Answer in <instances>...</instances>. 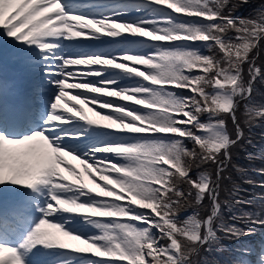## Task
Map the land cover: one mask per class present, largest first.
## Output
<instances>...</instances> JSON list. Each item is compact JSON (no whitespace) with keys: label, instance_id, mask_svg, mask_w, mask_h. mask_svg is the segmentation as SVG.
<instances>
[{"label":"snow or ice","instance_id":"snow-or-ice-1","mask_svg":"<svg viewBox=\"0 0 264 264\" xmlns=\"http://www.w3.org/2000/svg\"><path fill=\"white\" fill-rule=\"evenodd\" d=\"M240 2L247 3V0H240ZM155 3L167 6L166 0H155ZM201 5L203 6V15L199 17H206L209 21L219 19L220 22L208 24L207 26L194 23H179V25L204 31V36L207 38L194 41H213L211 48L222 49L221 56H225V50L227 49H240L243 47L245 52L239 57L225 56V59L221 62L215 60L212 56H203L197 51L188 50L197 58L203 57L216 67L209 72L200 69L185 72L186 79L183 82L187 86L184 88L190 89L193 95L190 97H179V102L185 105L183 112L170 117L173 121H179V123L171 125L178 132L169 134H175L181 138H192L196 148L201 149L199 157L201 161L210 160L211 162H217L218 153L224 145L217 152H209L207 150L209 141L197 137L191 131V127L188 126H198L202 129L204 125L199 124V114L204 111L210 113L218 111L216 105L220 100L230 103L228 112H234L235 108L232 97L236 95H240L241 97L250 96L251 81L245 87L241 79V65L246 61L250 63L249 53L257 46L260 37L264 36V8L257 13L255 18L249 19L233 18L230 14L225 16L224 8L228 5V0H201ZM167 9L171 8L167 6ZM197 10H201L200 6H198ZM162 22L177 24V22H174L170 18H165ZM143 23L145 22H117L107 17L104 19H92L81 15H69L64 12L60 0H0V28H4L7 35L15 37L19 41L27 42L30 45H37L41 50H50L53 45L48 42L47 38L57 35L67 34L69 37L79 38L102 34L106 31L105 25L110 28H119L121 34H123L129 33L124 28V25L144 28L142 26ZM147 23L153 24L155 22ZM216 32L220 33L219 36L214 35ZM229 32H234L235 36L230 37L228 35ZM47 58L45 57V59ZM55 59L57 58L53 57V60ZM59 59L62 61L61 64L49 69V71L59 74L60 79L56 83L60 90L51 104L52 112L47 118V127L15 138L0 133V184L11 183L28 188H35L38 184L50 185L52 187L51 200L54 202V205H48L44 210L45 216L51 215L58 210H64L69 213L91 214L93 208L117 206L121 208V211L104 213L100 216L92 217L131 216L133 219L129 221L115 220L108 222L96 220L95 225L101 230V234L96 237L82 238L80 235L71 234L69 231L63 230L60 225L43 218L27 235L20 247L31 251L37 245L46 247L57 246L62 249L74 250L77 253L92 254L98 258L96 261H89L88 264H122L124 261H127V264H177V260H179L180 264H184L196 252L199 242L203 239L197 235V230L202 229L205 224L211 223L212 220L203 221L192 217L179 227L177 226L180 222L175 218L179 211L175 209L184 197L186 195L191 196L192 192L185 193L180 186H176L173 183V180L179 177L180 180L188 184L190 189H194L195 199L198 203L205 194H212L214 192L215 182L207 180V178L193 180L189 176L191 169L184 168L183 165L186 154L192 150H185L182 142L175 140L171 143L156 142V145L161 154L165 155L169 160L178 161L179 165L183 168L184 174L180 175L176 168L170 167L167 163H159L156 167L159 169L160 177L166 186L153 183L150 187H141L139 189L141 197L148 200L147 203L142 204L139 208L150 210L155 216H148L145 213L136 214L133 206L139 204L140 201H137V204L120 203V201L127 200L126 195L122 200L107 199L112 198L114 192V189L110 187L111 181L103 185L97 184V188H99L98 192L96 188H90L83 181L82 176L87 174L95 183L94 171L100 174V180L105 181L104 174L101 171L103 168L101 161L89 162L74 155L84 165L83 173H80L73 165L66 161L65 156L73 154L62 150L60 145L68 134L56 122L70 120L71 117H78L89 125L103 126L105 124L101 122L106 120V117L116 120L122 117L117 112L110 111L106 115L101 116L100 120L89 119L84 113L82 106L77 107L76 104L68 106L65 102L66 98L80 101L81 105L89 102H100V106H110V108L106 109H111L115 105L114 108L124 109L129 112L137 111L135 109H128L121 104H115L113 100L101 101V96L99 95L85 97L76 92L70 97L66 89H86L90 93H100L102 89H109L104 93V96L107 97H121L123 89L112 88L111 85L114 81H104L98 84L84 82L86 76L83 73L94 72L100 74L91 68L87 70H75L72 67H66L85 66L91 63L88 57H60ZM107 59L115 61L117 66L129 63L130 67H136V65H131L129 61L122 59V62H118L116 57ZM236 59H239L241 63L234 64L233 62ZM224 65H231V67H224ZM94 66H100V62L96 61ZM194 70H197L200 74L192 75ZM249 73L254 80L260 75V69L256 68L254 63H252ZM69 78H79L83 82L69 83ZM229 79L234 80L235 84L229 85L228 83H224L221 85L218 83V81H227ZM191 81H198V83L194 86L190 83ZM194 87L198 88V90H193ZM213 88H231V91H228L230 95L223 97L209 95L207 90ZM172 94L177 96L173 92ZM129 98V95L121 97L124 101H128ZM68 114H71V117ZM220 123L223 124V121H220ZM107 124L112 129L119 127L118 124L114 125L109 121ZM180 125H185V127H181ZM95 151L110 153L106 152V147H99ZM95 151L92 154L93 158L95 157ZM191 158L193 160L197 159L195 152H192ZM64 172H68L71 176L77 178L69 182L70 175H64ZM114 179H119V177H114ZM89 194H95L102 198V200L93 204H85L79 201L80 196ZM27 210L25 204L16 203L6 210L0 211V230L15 228L22 221ZM132 221H142L149 223L150 227L157 228L162 233L159 239L163 240L164 243L157 246L158 240L150 236L149 228L139 229ZM50 229L54 231H50ZM223 230L232 235L239 234L231 226ZM62 237L67 238V240L62 239ZM68 241H79V245L84 246H79ZM169 242L170 247L179 253L177 259L165 255L169 250ZM6 253L8 254L7 258H5ZM0 264H24V261L17 248L0 244Z\"/></svg>","mask_w":264,"mask_h":264},{"label":"rangeland","instance_id":"rangeland-1","mask_svg":"<svg viewBox=\"0 0 264 264\" xmlns=\"http://www.w3.org/2000/svg\"><path fill=\"white\" fill-rule=\"evenodd\" d=\"M104 1L106 8L101 14L102 17L97 19H104L107 17L117 22H145L142 25L144 28L124 25V28L127 29L129 33L121 34L119 28H110L105 25L106 31L104 33L90 35L93 40L108 43L110 44V47L100 54L99 51L97 53L88 52L85 54L84 58L88 57L91 63H88L85 66L82 65L80 70L91 68L98 71L100 74L85 72L83 73V75L86 76L84 82L98 84L100 82L103 83L104 81H114L111 86L114 89H123L121 95L133 94L141 98L144 102L142 104H131L126 101L123 102L121 99L122 96L108 98V100H113L115 104L124 105L128 109H135L138 113L114 108L115 105L113 108L105 111L100 106V102H89L84 104V106H88L93 110L94 114L92 115V119L96 120H100L101 118V116L96 115L97 113L106 115L110 111L117 112L121 115V119L116 120L111 117H106V120L114 125L118 124L119 127L115 129L109 128L107 124L108 121L106 120L101 122L102 124H105L103 126L89 125L86 121H81L78 117H71L68 115L71 119L65 120L66 127L69 125L76 130L72 131L74 136H91L89 133L92 130H95L97 133H95L94 138L90 141L91 143L86 145L85 148L89 147L88 149L84 148L79 150L76 148V145L65 142V150L72 154H77L76 156L86 159L89 162L99 160L104 167H107L104 170L101 169L105 181L100 180V174L94 171L93 176L95 177V183L87 174L82 176L83 181L87 183L90 188H96L98 192L99 188H97V184L103 185L104 183L111 181L110 187L114 189V192L112 198L107 199L122 200L126 195L127 200L120 201V203L137 204V201H140L139 204L133 206L135 213H145L148 216H154L155 214L151 213L150 210L139 208V206L148 202V200L141 197L139 189L141 187H150L148 185L150 181L148 178L149 176L155 179L151 184L158 180L160 182H158L159 184H161V182L164 183L163 179H159L160 173L156 165L159 163H166V160L168 159H166L165 155L161 154L156 142H163L166 137H170L171 134L169 133L178 132V130L171 125L179 123V121H173L170 117L183 112L185 105L179 102V97L192 92L190 89L184 88L187 86L183 82L186 77L183 78V75L179 72L178 66L183 60L182 52L180 50H172V48H169L175 44L177 45L178 43L186 41L187 37L178 29L169 28L170 23L162 21L165 18L170 17L177 19L180 14L186 16L202 14L201 12H196L192 7L193 4H198V2L201 3V0H166L167 6L172 10L167 9L166 5L155 3V0ZM129 9H132L136 15L131 18L127 17V10ZM147 22L155 23L151 24ZM138 38L151 39L152 41L134 40ZM162 47H166L168 50L171 49L172 51L170 52L173 54L161 50ZM230 53L231 52L227 51L225 55L227 56ZM112 57H116L118 62H122V60L129 61L131 65H136V67H130L129 63L117 66L115 61H109L107 59ZM96 58H98L100 66H94ZM203 67L204 65L199 66L200 69ZM78 81L83 82L76 78L73 79V82ZM197 82L198 81H191L190 83L195 86ZM231 82H233V84L235 83V81L231 79L227 81H218L221 85L224 83L230 84ZM228 91H231V89L214 88L215 94L222 97L230 95ZM77 92L82 96L90 93L87 92L86 89L83 91L78 90ZM102 92L103 91L100 93H90V95L85 97L99 95L101 96V101H103L105 100V97L101 95ZM172 92L178 97L172 94ZM188 97H190V95ZM217 104L224 109L230 108V103L223 100H220ZM86 107H83L84 111L86 110ZM259 111H264V109H260ZM129 121H131V123H129ZM42 125H44V123H42ZM180 126L185 127V125ZM64 131L71 132L68 128H65ZM202 134L207 135L209 147L216 151L219 150L220 147H223V145L226 146V144H229L230 141V137H227L224 124H221L220 122L210 123ZM76 142L82 143L78 140H76ZM99 147H106V152L110 153L95 151V149ZM94 151L95 157L93 158L92 154ZM81 166L82 167L80 168H75L80 173H83V164H81ZM109 173H111V175H109ZM180 174H184L183 170L180 171ZM65 175L70 174L67 172ZM106 176H108V178H106ZM114 177H119V179H114ZM76 178L77 177L70 175L69 182ZM204 178L207 177L204 176ZM24 188L25 186L18 185L14 190H24ZM117 193H119V195H117ZM101 200L102 198L95 194L79 197V201L85 204H93ZM50 205H54L52 200L50 201ZM119 211H121V208L117 206L94 208L91 214L69 213L62 210L59 213L65 214L67 219L70 220L69 223H71V225L69 226L70 229L66 224L61 225V227L63 230L69 231L74 235H80L82 238L96 237L101 234V230L95 225L96 220L108 222L115 221L116 219L113 217L92 216H100L104 213ZM56 217L59 218V215ZM126 217L133 219L131 216ZM133 222L135 226L144 223L142 221ZM197 232H199V229ZM150 236L153 238L152 235ZM62 239L67 240V238L64 237H62ZM157 240V246L164 243V241ZM68 242L79 245V241ZM262 247L264 250V243ZM168 248L169 250L165 255L176 259L178 252L170 247V242ZM49 250L51 253L46 256L49 257V260H47L46 263L48 261L52 262L58 259H64L67 261V264H88L89 261H96L98 259L92 254L77 253L74 250L62 249L57 246L49 247ZM66 250H68V252L65 255L63 252ZM21 256L23 260L31 257L27 252ZM43 256V253H39L37 258L39 257L40 259ZM41 262H45L44 259L38 260L37 264H41ZM126 263L127 261L122 262V264Z\"/></svg>","mask_w":264,"mask_h":264},{"label":"trees","instance_id":"trees-1","mask_svg":"<svg viewBox=\"0 0 264 264\" xmlns=\"http://www.w3.org/2000/svg\"><path fill=\"white\" fill-rule=\"evenodd\" d=\"M198 6L203 12V6L200 3L192 5L194 10H197ZM262 8H264V0H247V3H242L240 0H228V5L224 8V15L230 14L233 18L251 19L255 18ZM219 22V19L209 21L200 18H183V21L179 23L207 26ZM179 30L193 38H207L204 36V31H198L191 27L180 26ZM219 34V32L214 33L215 36H219ZM228 35L234 37L235 33L229 32ZM212 45L213 41H203L196 47L178 48L177 50L183 54V60L180 64L182 69L190 71L200 69L199 66L204 65V68L200 70L212 71L216 66H213L203 57L197 58L188 51H197L203 56H212L215 60L222 62L226 55L221 56L222 49L211 48ZM227 51L231 52L227 55L228 57H239L244 54L245 49L243 47L227 49L225 54ZM249 61L250 63L246 61L241 65V79L245 87L251 81V94L244 97L235 96L237 104L234 115L220 108L218 104L216 105L218 111L214 113L204 111L199 114V124L204 125V127L210 121H223L225 123L230 141L227 149L218 150L217 162L201 161L199 159L201 149L196 148L192 138H181L173 135L166 142L171 143L180 140L185 150H192L186 154L183 167L191 169L189 176L193 180L206 176L214 181L218 191V206L211 218V235L208 239H202L199 242V248L184 264H248L243 259V254L247 252L252 255V263L258 264L257 259L262 255L257 237L264 236V111L253 108L264 109V36L260 37L257 46L249 53ZM233 63L240 64L241 61L236 59ZM252 63L260 69V75L254 80L249 73ZM206 65L207 67H205ZM224 67H231V65H224ZM198 74L200 73L197 70L192 72V75ZM194 90H198V88L194 87ZM207 91L209 95H216L213 89ZM189 95L192 96L193 92L184 95V97ZM234 119H236L238 126L235 125ZM188 127H191V131L195 134L201 130L198 126ZM207 150L217 152L209 147ZM192 152H195L197 159L191 158ZM219 161L221 164L218 168ZM169 164L170 167L176 168L179 173L183 170L178 161L169 160ZM218 169L220 177L217 174ZM173 183L180 186L185 193L192 192V195H186L175 209L179 211L175 219L183 224L186 219L181 216L182 212L189 210L192 211L194 217L204 220L213 207L209 194H205L198 203L195 199V190L190 189L186 182L176 177ZM161 186L166 185L161 182ZM229 226L239 234L232 235L223 230ZM149 230L153 238L162 236L161 231L155 227H149ZM205 235L206 228L204 226L200 229V236L204 238ZM177 261L180 264L179 260Z\"/></svg>","mask_w":264,"mask_h":264},{"label":"bare ground","instance_id":"bare-ground-1","mask_svg":"<svg viewBox=\"0 0 264 264\" xmlns=\"http://www.w3.org/2000/svg\"><path fill=\"white\" fill-rule=\"evenodd\" d=\"M60 2L62 4L63 10H64V12L66 14H69V15H81V16H84V17H87V18H92V19H97V18H95L93 16V13L97 12V16L100 17L99 9L101 10L102 8H106V5L104 3L105 1H103V0H91L90 5L91 4L92 5L96 4V5H94V6L90 7V8L84 7V6H86L89 3V0H60ZM81 7H84V8H81ZM127 11H128L127 17L131 18V17L136 15V13L132 9H129ZM85 12H88V14H86ZM4 30H5L4 28H0V41H3L5 39H7V38H10L9 42H13V41L17 40L15 37H11V36H6V37L2 38L1 37V33ZM65 35H66V39H65V41L62 44H56L55 42H52V41L48 40V42L51 43L53 45V47L50 50H45V53H42V54H53V52L55 50H57L58 53H60L61 49L67 48V51L69 52V56L68 57L61 56V57H64V58H83L85 56V54L88 53V52H85L86 50H89L90 52H95V51L104 52V51H106L107 48L110 47V44H99V43H97L98 44L97 46L93 47L92 44H94L96 42L92 41L90 35L89 36H85V37H79V38L69 37L67 34H65ZM22 43H23L22 46L26 44L24 41ZM72 51H75L76 54L75 55L70 54V52H72ZM2 52H3V48L0 47V53H2ZM55 57L57 58V59H55V62L57 63V66H58V65L61 64L62 61L59 59L60 57L58 56V54H56ZM96 61H98V58H96L95 62ZM81 66L82 65L76 66L77 70H80ZM66 67H69V66H66ZM47 76L59 77L60 78L59 74L58 73H54V71H52ZM76 79H79V78H76ZM49 80L50 79H47L46 82H49ZM68 82L69 83H80L81 81L71 82L70 80H68ZM59 90L60 89H59L58 84H55L54 87L49 89L50 93H48V94L41 93V94L38 95V97L36 98V102H35L36 105H35V108H34V112L38 116L43 115L44 117L45 116L48 117L50 115V113L52 112L51 104L54 102L56 96L58 95ZM78 90L83 91L84 89H70V90H66V91L69 93V96L71 97ZM101 91H103L101 93V95L104 96V93L106 91H108V89H102ZM88 95H90V93ZM88 95H84V96H88ZM123 95H129L130 98H129L128 101H126L128 103H131V104H142L144 102L141 98L137 97L136 95H133V94H123ZM123 95H121V96H123ZM104 97H105L104 98L105 100H108V98H110V97H107V96H104ZM48 100H51V102L49 101V103H48ZM65 102L68 104V106H71L72 104H76L79 107H81V106L82 107H86V106H84V104L81 105L80 101H77V100H70V99L66 98ZM101 107L105 111L109 110V109H106V108H110V106H105V105H101ZM57 111H59V110H57ZM84 113L89 117V119H92V115L94 114L93 110L91 108H89L88 106L86 107V110L84 111ZM68 115L71 116V114H68ZM96 115L102 116L104 114L97 113ZM46 121H47V119H46ZM32 123H35V121H32ZM56 123L60 124V127L63 128V129L68 128L69 130H71V132L65 131V133H67L68 135L65 137L64 142L60 145L62 150H65V147H66L65 142H68V143L76 145V148H78L79 150L84 149L87 144L91 143L90 141H92V139L94 138L95 133H97L95 130H92L89 133V134H91V136L81 135V136L77 137V136H74V134L72 133V131H76L75 129L71 128L69 125L66 127V121L65 120L58 121ZM46 127H47V124H44L43 128H46ZM37 128H39L38 125L34 126L33 129H35V130H31V131L29 130L30 131L29 134L32 133V132L38 131ZM0 130L2 131L1 124H0ZM22 132H25V130L17 129L16 132L13 133V134H11L9 132H6V136L14 137V138L15 137H20V136H22L21 135ZM76 140H78V141H80L82 143L76 142ZM88 148L89 147H87L85 149H88ZM74 155H77V154L65 156V160L68 161L74 167H79V168L82 167L81 163H80V159L74 157ZM106 168L107 167L103 166L102 170H104ZM83 170H84V165H83ZM66 173L67 172H64V175ZM106 178H108V176H106ZM39 185L40 184L36 185L35 188H31L32 189L31 193L36 197V199L32 200L33 201V207L37 206V205H35L36 204L35 202H36V200H38V197H40L42 195L41 191H39V188H38ZM17 186L18 185H14V184H11V183L0 184V199H4L5 198L4 196L6 194H8V193L17 192L16 190H14V188L17 187ZM26 189H29V188L26 187ZM24 193H26V192L24 191ZM16 195H19V194H14L13 196H16ZM16 200H17L16 198H13L12 202L16 203ZM50 200H51V197H50ZM92 210H94V208ZM61 211L62 210H60L58 212L55 211L57 213L54 212L53 214L47 215L44 218L48 219L49 222L56 223V224H58L60 226L63 225V224H66V226L69 228V226L71 225V223H69L70 220L67 219L65 214L59 213ZM57 215H59L58 219H56ZM50 231H52V229H50ZM4 245L5 246H10L9 244H4ZM17 249H18V251L20 252L21 255L24 254L25 252H27L28 254L30 252L29 250L21 248L19 246L17 247ZM31 251H34L33 255H36L37 253H43L44 254V256L41 257L40 259H44L45 262H41V264H67V261L64 260V259H58V260L52 261V262L48 261L46 263V261L49 260V257H46V256H48L51 253L50 250H49V247H46V246H43V245H37L36 247L32 248ZM67 252H68V250L64 251L63 253L66 255ZM7 256H8V254L6 253L5 257H7ZM53 260H55V259H53ZM35 262H36V260H35Z\"/></svg>","mask_w":264,"mask_h":264}]
</instances>
